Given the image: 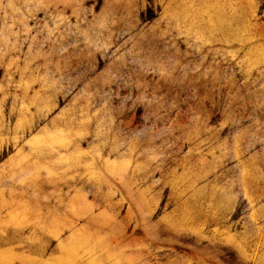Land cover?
Here are the masks:
<instances>
[{"label":"rangeland","instance_id":"obj_1","mask_svg":"<svg viewBox=\"0 0 264 264\" xmlns=\"http://www.w3.org/2000/svg\"><path fill=\"white\" fill-rule=\"evenodd\" d=\"M0 264H264V0H0Z\"/></svg>","mask_w":264,"mask_h":264}]
</instances>
